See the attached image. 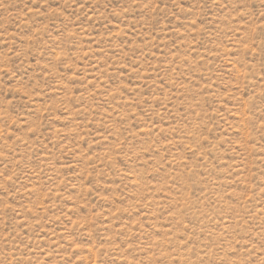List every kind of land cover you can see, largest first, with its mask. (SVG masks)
Wrapping results in <instances>:
<instances>
[{"label":"rangeland","instance_id":"obj_1","mask_svg":"<svg viewBox=\"0 0 264 264\" xmlns=\"http://www.w3.org/2000/svg\"><path fill=\"white\" fill-rule=\"evenodd\" d=\"M0 264H264V0H0Z\"/></svg>","mask_w":264,"mask_h":264}]
</instances>
